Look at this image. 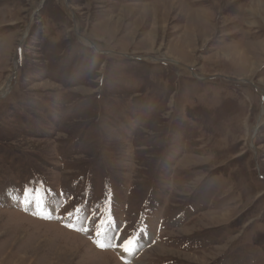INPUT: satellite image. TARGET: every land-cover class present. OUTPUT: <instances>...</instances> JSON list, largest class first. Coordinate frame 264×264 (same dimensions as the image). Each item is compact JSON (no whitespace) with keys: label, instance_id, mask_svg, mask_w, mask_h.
<instances>
[{"label":"rangeland","instance_id":"obj_1","mask_svg":"<svg viewBox=\"0 0 264 264\" xmlns=\"http://www.w3.org/2000/svg\"><path fill=\"white\" fill-rule=\"evenodd\" d=\"M115 252L264 264V0H0V264Z\"/></svg>","mask_w":264,"mask_h":264},{"label":"bare ground","instance_id":"obj_2","mask_svg":"<svg viewBox=\"0 0 264 264\" xmlns=\"http://www.w3.org/2000/svg\"><path fill=\"white\" fill-rule=\"evenodd\" d=\"M16 69H18V67H17ZM4 88H6V87H4ZM2 91H3L4 93L6 92L5 89H3ZM86 185H87V184H86ZM87 187H88V186H87ZM44 208H46V210H48V211L50 212V205H49V202H45V204H44ZM106 235H107V234H106ZM106 238H107V236H105V239H106ZM77 241H78V240H77ZM79 241H80V239H79ZM79 244H80V243H79ZM79 244H78V245H79ZM97 253H98V252H97ZM106 254H107V253H106ZM109 255H110V254H109ZM102 257H103V256H101V257H100V256H96L95 259H96V260H99V259H102ZM102 260H103V259H102Z\"/></svg>","mask_w":264,"mask_h":264}]
</instances>
